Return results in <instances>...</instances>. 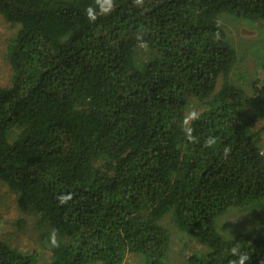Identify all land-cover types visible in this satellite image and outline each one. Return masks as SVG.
Returning a JSON list of instances; mask_svg holds the SVG:
<instances>
[{"label":"trees","instance_id":"trees-1","mask_svg":"<svg viewBox=\"0 0 264 264\" xmlns=\"http://www.w3.org/2000/svg\"><path fill=\"white\" fill-rule=\"evenodd\" d=\"M91 3L0 0L16 28L0 87V187L14 197L17 231L29 227L48 254L4 235L0 264H122L129 254L168 264L167 216L205 247L188 264H228L230 242L264 264V126L251 131L264 120V65L252 95L231 84L236 53L217 21L264 26V0H115L95 22ZM231 207L251 229L224 238L214 221Z\"/></svg>","mask_w":264,"mask_h":264},{"label":"rangeland","instance_id":"rangeland-1","mask_svg":"<svg viewBox=\"0 0 264 264\" xmlns=\"http://www.w3.org/2000/svg\"><path fill=\"white\" fill-rule=\"evenodd\" d=\"M217 21L223 26L228 43L236 53V62L228 75L229 81L246 94L252 95V83L259 77L264 65V26L227 13L220 14ZM15 31L16 28L0 15V87H5L9 83L10 68L4 55ZM221 83L219 79L217 86L219 87ZM200 108V105L193 101L187 108V112L199 111ZM263 126L264 120L260 121L251 131H259ZM260 145L264 155V132L260 134ZM7 193L8 189L0 187V214L3 216L0 239L6 235V240L12 246L23 251L38 250L39 255L47 260L46 250L40 247L41 251L39 245L34 242L35 232L32 235L29 227L24 234L17 231L15 224L19 215L13 203L14 197ZM214 222L217 232L224 238H231L235 234L251 229V222H248L245 211L240 207L228 208L217 216ZM164 227L170 235V246L166 257L168 264H188L191 254L205 251V247L182 233L172 219H168V216L164 219ZM143 261L144 259L142 260L139 256L129 254L122 264H143Z\"/></svg>","mask_w":264,"mask_h":264},{"label":"clouds","instance_id":"clouds-1","mask_svg":"<svg viewBox=\"0 0 264 264\" xmlns=\"http://www.w3.org/2000/svg\"><path fill=\"white\" fill-rule=\"evenodd\" d=\"M115 7V0H93V3L89 4L85 8V16L91 22H95L99 16L110 14ZM139 38V37H138ZM201 113L198 111H190L184 118V132L189 140L193 139V127L192 121L198 120ZM216 143L213 137L206 139V145L211 146ZM70 196H62L61 201L69 199ZM228 253L230 259L228 264H248L251 258V254L248 250L241 247L239 242H230Z\"/></svg>","mask_w":264,"mask_h":264}]
</instances>
